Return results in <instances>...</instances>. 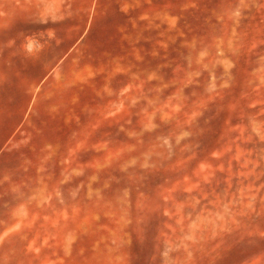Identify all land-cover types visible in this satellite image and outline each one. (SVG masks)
Wrapping results in <instances>:
<instances>
[{"label":"rangeland","instance_id":"374dc122","mask_svg":"<svg viewBox=\"0 0 264 264\" xmlns=\"http://www.w3.org/2000/svg\"><path fill=\"white\" fill-rule=\"evenodd\" d=\"M64 17L85 31L62 77L78 91L84 80V100L100 79L125 84L129 123L77 135L76 151L74 136H41L50 160L32 166L10 133L41 69L11 68L5 44L54 53L40 32ZM2 149L0 222L50 227L0 231L20 238L0 246V264H264V0H0Z\"/></svg>","mask_w":264,"mask_h":264},{"label":"crops","instance_id":"0c3cea01","mask_svg":"<svg viewBox=\"0 0 264 264\" xmlns=\"http://www.w3.org/2000/svg\"><path fill=\"white\" fill-rule=\"evenodd\" d=\"M56 0H37V3L42 6H47L49 3L51 5L55 4ZM129 1V0H128ZM48 2V3H47ZM120 10L124 11L125 6H120ZM129 7L127 10L129 12ZM97 15L100 10H96ZM57 22L61 24L60 30L53 31H41L40 33L47 37L50 35L55 39L54 53L49 55L36 54L34 52H27L21 57L16 53L17 46L13 42L6 43V47L10 50V55L5 59V63L9 64L11 68L13 65L17 64L21 58L24 68L29 69L33 63L37 61L41 69V75L37 80L27 79L26 87L28 93L27 102L23 108L22 115L19 121L14 126L11 131V142L14 143L15 140L18 141V137L21 136L16 145L18 147H23L22 150L30 151L34 157L35 161L29 162L32 166H45V159L50 160L51 142L49 139H41V136H74V146L70 147V150L76 151L81 149V139H79V145L77 147L76 136H81L83 134H107L108 128L114 125V119L117 120H128L129 123V112H130V98H125L124 88L125 84H120L118 89L108 90L105 79H100L99 86L103 89L98 91L99 96L94 100H84L79 95H82V89L84 86V80L77 86H81L78 90L75 89L76 84L72 80L69 82L66 78H63L64 61L73 59L69 52L71 49H77L82 47L84 44V34L85 25H82L80 31L74 33L73 30L78 26L74 24H66L69 18H57ZM95 15L91 22L94 23ZM45 21V19H44ZM85 24V23H84ZM76 29V30H77ZM120 38H124V32L120 27ZM122 31V32H121ZM18 36V35H17ZM15 36L14 38H16ZM34 35L26 34L24 38H33ZM11 39L13 36L10 37ZM73 38L74 41L70 43L69 46H64L59 48L61 45V39ZM123 43H119L118 47H122ZM97 47L102 50L103 59H106V47L105 38L103 34L98 31V41ZM2 59V57H1ZM35 61V62H34ZM16 67V66H15ZM105 67L104 63L100 65V69ZM113 69L114 64L110 65ZM83 83V84H82ZM129 87V83L126 85ZM78 91V93H77ZM118 94V96H116ZM119 113L115 114V110ZM127 113V114H125ZM86 128V130H84ZM118 133L130 134L131 130L128 125L124 122L117 124ZM14 136H18L15 139ZM4 153L2 149L0 151V156ZM27 158L22 159V167L27 165ZM43 197L48 195L43 194ZM49 223H7L0 222V231H19V230H39V229H49ZM0 239V246L4 243H17L20 238ZM48 237V236H47ZM43 239H27L26 243L28 246L35 247L39 246L40 242H44ZM30 241V242H29ZM1 254V249H0Z\"/></svg>","mask_w":264,"mask_h":264}]
</instances>
